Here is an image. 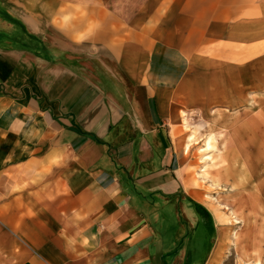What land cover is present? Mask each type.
Segmentation results:
<instances>
[{
    "label": "crops",
    "instance_id": "1",
    "mask_svg": "<svg viewBox=\"0 0 264 264\" xmlns=\"http://www.w3.org/2000/svg\"><path fill=\"white\" fill-rule=\"evenodd\" d=\"M263 98L264 0H0V264H240L220 189Z\"/></svg>",
    "mask_w": 264,
    "mask_h": 264
},
{
    "label": "rangeland",
    "instance_id": "2",
    "mask_svg": "<svg viewBox=\"0 0 264 264\" xmlns=\"http://www.w3.org/2000/svg\"><path fill=\"white\" fill-rule=\"evenodd\" d=\"M254 103V100L249 101L250 106L254 105ZM257 107L259 115L257 118L253 117V126L255 125V121L257 126L256 130L252 133V147L244 146L236 149H227V161L225 163L227 175L231 181L229 182L230 186L227 189H220V192H228L233 188L232 186L237 190L231 198H228L230 199L229 202H227L224 195L219 198L223 203H231V207L228 204L224 205V207L219 206L220 209H223V211H220L223 212L220 216L225 219L223 223H226L229 227H233V244L230 240L229 244L231 248H228V252L234 255L231 257H234V261H236V248L240 264H247V262H249L248 264H256L257 261L264 264V98L257 101ZM216 126L220 128L218 125ZM217 127L214 128L217 129ZM223 128H227V126H223ZM219 130L223 131L222 129ZM249 142V139L244 138V144ZM215 148L216 146L213 149ZM203 149L204 147L201 148V151ZM207 158L211 159V156L206 155L202 160L204 161ZM218 160L219 158L216 154L215 164L212 166L218 167V165H222L216 163ZM208 164L209 162L205 161L198 173L203 169H207ZM225 171L226 169L212 171L215 176L220 178V186L223 178H225ZM208 191L214 194L213 187L208 186ZM238 204L239 211L236 210ZM235 210L239 213L237 218L241 221L240 224H236V219L232 215V212ZM235 231H238L241 236L244 235L243 240L234 242Z\"/></svg>",
    "mask_w": 264,
    "mask_h": 264
},
{
    "label": "bare ground",
    "instance_id": "3",
    "mask_svg": "<svg viewBox=\"0 0 264 264\" xmlns=\"http://www.w3.org/2000/svg\"><path fill=\"white\" fill-rule=\"evenodd\" d=\"M184 120L186 122L185 126L187 128H189V125L187 124L188 123V119L185 118ZM212 123H213V125H210V127L208 128L207 138L205 140V146H204V149L202 150L203 152L204 151H208V150H212L215 147L214 143L217 141L218 137L222 136V134H223V131H220V130H217V129L214 128L215 127V123H216L214 120H212ZM196 141H197L196 134L194 132L193 133L191 132L190 135L188 136V142H187V144L185 146V149L189 150L191 148L192 144L194 142H196ZM198 174H199V176L202 179L209 180L212 183V185L220 186V178L215 176V174L212 171H209L207 169H203ZM236 210H238V211L240 210L239 209V204L237 205V209ZM236 210L232 212V215L234 216V219H236V222H237L236 224H240L241 221L239 220V218H237V215L239 213H237ZM218 217H219V215H218ZM219 218L222 219L221 216ZM234 236H235V241H234L235 243L238 242L239 240H243V237H244V235L241 236L238 231L234 232ZM248 263L249 262H247V264ZM256 264H261V262L257 261Z\"/></svg>",
    "mask_w": 264,
    "mask_h": 264
}]
</instances>
